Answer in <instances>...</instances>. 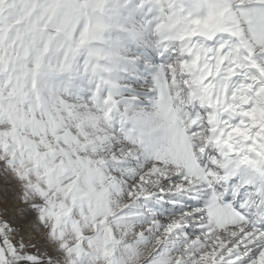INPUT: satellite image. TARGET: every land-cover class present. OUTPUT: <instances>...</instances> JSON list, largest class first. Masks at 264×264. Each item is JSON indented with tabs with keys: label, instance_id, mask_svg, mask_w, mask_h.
<instances>
[{
	"label": "snow or ice",
	"instance_id": "snow-or-ice-1",
	"mask_svg": "<svg viewBox=\"0 0 264 264\" xmlns=\"http://www.w3.org/2000/svg\"><path fill=\"white\" fill-rule=\"evenodd\" d=\"M0 264H264V0H0Z\"/></svg>",
	"mask_w": 264,
	"mask_h": 264
}]
</instances>
